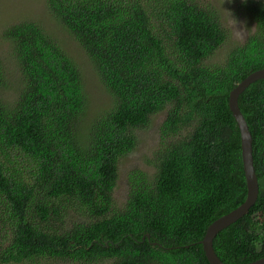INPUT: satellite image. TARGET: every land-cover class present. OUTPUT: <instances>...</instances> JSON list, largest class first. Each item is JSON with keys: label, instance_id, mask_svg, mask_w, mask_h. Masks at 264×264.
I'll return each instance as SVG.
<instances>
[{"label": "trees", "instance_id": "obj_1", "mask_svg": "<svg viewBox=\"0 0 264 264\" xmlns=\"http://www.w3.org/2000/svg\"><path fill=\"white\" fill-rule=\"evenodd\" d=\"M46 1L112 106L87 115L79 66L40 25L7 29L23 86L4 102L0 60V264H210L200 243L207 228L247 198L229 95L264 69V3L242 4L253 29L222 64H209L229 39L210 2ZM239 107L253 136L260 193L214 239L225 264L264 258V79L240 95ZM163 111L154 173L133 171L118 208L119 165L137 148L134 131ZM68 210L87 221L67 228Z\"/></svg>", "mask_w": 264, "mask_h": 264}, {"label": "rangeland", "instance_id": "obj_2", "mask_svg": "<svg viewBox=\"0 0 264 264\" xmlns=\"http://www.w3.org/2000/svg\"><path fill=\"white\" fill-rule=\"evenodd\" d=\"M210 2L218 11L223 26L228 29V42L209 60V64H222L234 45L240 44L253 29L250 17L245 16L242 4L248 0H196ZM263 2L264 0H254ZM21 22H35L52 36L73 58L79 66L84 83V92L88 98V116L96 112H106L112 106V99L101 84L93 64L85 51L72 35L50 14L46 0H0V60L3 64V86L1 88L6 103L14 100L23 86L21 71L12 44L6 39L5 32L11 26ZM167 111H163L151 120L149 127L137 129L134 135L138 145L133 153L123 158L119 165V183L115 193L118 208H123L128 199V176L133 171L154 173L150 163L154 154L162 147L160 127L166 118ZM64 226L71 228L75 222H86L87 219L68 210ZM0 241V248H1ZM49 263V260L48 262ZM111 260H103L94 264H111ZM51 264H85L72 261L52 260Z\"/></svg>", "mask_w": 264, "mask_h": 264}, {"label": "water", "instance_id": "obj_3", "mask_svg": "<svg viewBox=\"0 0 264 264\" xmlns=\"http://www.w3.org/2000/svg\"><path fill=\"white\" fill-rule=\"evenodd\" d=\"M261 79H264V69L251 73L247 78L240 82L229 95V108L241 134L242 158L247 182V198L242 205L220 217L207 228L205 236L200 243L203 246L206 258L210 264H225L216 254L214 249V239L224 229L246 216L259 198L260 186L254 164L253 136L246 118L239 107V98L251 84ZM147 237L149 238V235H145L144 239ZM154 245L159 244L154 243ZM248 264H264V258Z\"/></svg>", "mask_w": 264, "mask_h": 264}]
</instances>
